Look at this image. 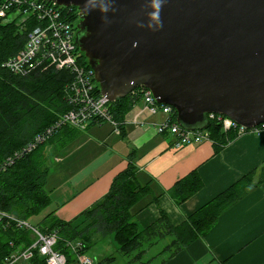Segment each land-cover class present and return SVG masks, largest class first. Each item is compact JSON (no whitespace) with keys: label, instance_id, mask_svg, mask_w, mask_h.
<instances>
[{"label":"trees","instance_id":"16d2710c","mask_svg":"<svg viewBox=\"0 0 264 264\" xmlns=\"http://www.w3.org/2000/svg\"><path fill=\"white\" fill-rule=\"evenodd\" d=\"M72 8L77 10L74 6ZM33 25V22L26 24L27 28ZM24 42L25 33L15 19L0 20V208L28 220L51 206L50 196L44 189L48 169L47 155L43 150V145L50 136L33 150L21 155H17V152L36 133L51 126L68 110L63 99V89L73 75L66 69H54L46 61L25 75L10 72L2 64L16 54ZM77 50V62L80 65L85 64L86 67L87 58L79 48ZM138 99L142 100L140 92H130L122 98L108 101L107 109L117 131L123 129L124 117ZM169 117L175 120V112ZM207 120L205 131L215 144V151L238 136L236 127L225 129L216 118L207 117ZM29 123L32 124V129L25 132ZM92 123L96 124L89 119L86 126ZM102 123L105 122L97 124ZM63 129L76 128L62 125L51 136ZM19 130L22 132H18ZM255 175L257 179L254 180ZM137 178V168L131 161L124 170L115 175L106 194L78 216L65 222L56 218L54 209L49 208L35 226L43 232L56 229L58 238L54 248L64 253L66 264H78V252L70 246L74 241H80L83 244L82 253L88 255L91 233L100 234L102 237L112 236L117 245L116 251L130 260L151 261L162 254L158 262L161 263L195 239L205 236L222 212L253 187L264 182V161L187 215L177 225L172 224L162 210L158 218L150 224L142 226L138 223L136 214L148 204L156 203L161 193L153 191L152 180L147 179L146 183L140 184ZM201 187L202 181L197 171L192 170L178 179L166 193L179 205ZM34 240L28 228L16 226L14 222L7 227L0 223V264H3L9 254L21 251ZM165 240L167 242L158 245L155 252H152L154 244ZM16 264H45V259L34 249L28 260Z\"/></svg>","mask_w":264,"mask_h":264},{"label":"water","instance_id":"95a60500","mask_svg":"<svg viewBox=\"0 0 264 264\" xmlns=\"http://www.w3.org/2000/svg\"><path fill=\"white\" fill-rule=\"evenodd\" d=\"M50 1L76 7V45L108 101L145 87L186 130L208 113L264 122V0H163L157 30L150 0Z\"/></svg>","mask_w":264,"mask_h":264},{"label":"crops","instance_id":"0c3cea01","mask_svg":"<svg viewBox=\"0 0 264 264\" xmlns=\"http://www.w3.org/2000/svg\"><path fill=\"white\" fill-rule=\"evenodd\" d=\"M142 109V101H134L120 131L105 122L84 129H63L50 136L43 145L48 169L45 186H52L46 192L56 218L67 222L78 216L106 194L115 175L132 161L139 183L150 179L153 191L161 193L156 203L136 214L138 223L150 224L162 210L177 225L264 161V130L259 135L250 131L239 134L217 151L211 139L176 148L172 135L157 133L150 124L162 121L164 116ZM135 116L144 126L129 122ZM192 170L197 171L202 187L176 205L166 190ZM93 235L97 233L90 234L87 254L97 264H113L119 253L117 247L96 255ZM161 257L141 259V264H264V182L222 212L205 236L158 263Z\"/></svg>","mask_w":264,"mask_h":264},{"label":"built area","instance_id":"2783aa9c","mask_svg":"<svg viewBox=\"0 0 264 264\" xmlns=\"http://www.w3.org/2000/svg\"><path fill=\"white\" fill-rule=\"evenodd\" d=\"M72 7L58 5L50 0H0V20L15 19L21 31L25 33L22 48L2 65L14 74L25 75L46 61L54 69H66L73 75L63 89V99L68 105V110L51 126H48L44 134L36 135L29 140L17 152V155L33 149L32 147L46 140L62 125L84 129L90 119L96 124L101 121L109 122L117 131L116 124L107 109L108 99L99 92L92 70L88 65L86 67H84L85 64L80 65L75 58L79 56L78 52L75 54L78 48L75 37L79 17L78 11ZM27 22H33L34 25L27 28ZM131 92L141 93L142 110L148 114L161 113L164 116L162 121L150 124L157 133L172 135L173 147L178 148L209 139L205 129L186 130L179 126L176 120L169 117L173 109L169 105L157 102L148 88L139 87ZM206 115L210 119L219 120L225 129L236 127L238 135L246 131L259 135L264 130V122L246 128L222 114L208 113ZM136 117L129 122L136 126H144L145 123L141 120L137 121ZM11 222H14L16 226L28 228L35 240L21 251L9 254L3 264L26 261L33 255L34 249L45 259V264H66L64 253L54 248L58 238L56 229L43 232L37 226L30 224L28 220L0 208L2 226L7 227ZM70 246L78 252V264H95L91 257L82 253L83 244L80 241H74L70 243Z\"/></svg>","mask_w":264,"mask_h":264},{"label":"rangeland","instance_id":"374dc122","mask_svg":"<svg viewBox=\"0 0 264 264\" xmlns=\"http://www.w3.org/2000/svg\"><path fill=\"white\" fill-rule=\"evenodd\" d=\"M142 101V100H141ZM142 106H143V102H142ZM30 118H32V116H29ZM26 120L29 121V119L27 118ZM32 123V122H31ZM29 123L28 125H26L25 127V132L30 131L32 129V124ZM25 125V124H22ZM24 128V127H22ZM23 130V129H22ZM22 130H19L18 132H22ZM17 134V133H16ZM34 137V136H33ZM42 144V142H41ZM39 146V145H38ZM37 147V145L35 147H32L33 149H35ZM32 149V150H33ZM46 187V188H45ZM44 189L46 191H48V189L52 188V186H45ZM49 193V192H48ZM51 208V206H48L45 210L40 211L38 215L30 217V219H28V222L32 225H36L37 222L42 219L45 215V213L48 211V209ZM95 235V234H94ZM93 235V236H94ZM167 242V240L165 241H159L158 243L154 244L153 248L151 249L152 252H155V250L157 249V246ZM93 251L96 253V255L99 253V251H107L108 248H111L113 246H116V242L113 240L112 236H105V237H101L98 234L96 236L93 237ZM93 252V253H94ZM116 253V251L113 253V255ZM89 254V253H88ZM89 256L91 258H94L92 255L89 254ZM115 261L112 260L113 264H141V260L140 259H134V260H130L129 258L126 257V255L124 256L122 253H116L115 254ZM94 260V259H93ZM94 262L96 263V261L94 260ZM97 264V263H96Z\"/></svg>","mask_w":264,"mask_h":264},{"label":"clouds","instance_id":"9594fccd","mask_svg":"<svg viewBox=\"0 0 264 264\" xmlns=\"http://www.w3.org/2000/svg\"><path fill=\"white\" fill-rule=\"evenodd\" d=\"M90 2V0H89ZM151 2V8L154 10L150 13L151 18L153 21L156 22V29H159L161 27V21H160V9L162 7L163 4V0H150ZM83 12L87 13V5H85V7H83Z\"/></svg>","mask_w":264,"mask_h":264},{"label":"bare ground","instance_id":"6f19581e","mask_svg":"<svg viewBox=\"0 0 264 264\" xmlns=\"http://www.w3.org/2000/svg\"><path fill=\"white\" fill-rule=\"evenodd\" d=\"M46 128H47V127H45L41 132L36 133L34 136H36V135H40V134H44L45 131H46ZM5 260H6V258L3 260V262H4Z\"/></svg>","mask_w":264,"mask_h":264},{"label":"flooded vegetation","instance_id":"af4514ba","mask_svg":"<svg viewBox=\"0 0 264 264\" xmlns=\"http://www.w3.org/2000/svg\"><path fill=\"white\" fill-rule=\"evenodd\" d=\"M77 32V31H76Z\"/></svg>","mask_w":264,"mask_h":264}]
</instances>
